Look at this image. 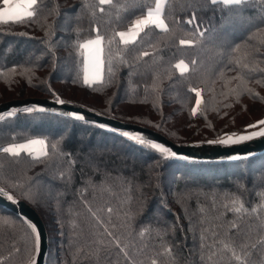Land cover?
I'll return each mask as SVG.
<instances>
[{
  "label": "trees",
  "instance_id": "trees-1",
  "mask_svg": "<svg viewBox=\"0 0 264 264\" xmlns=\"http://www.w3.org/2000/svg\"><path fill=\"white\" fill-rule=\"evenodd\" d=\"M115 2L124 7L102 5L100 12L99 0H37L34 17L0 22V102L58 94L178 144L223 137L230 124L223 114L235 107L237 114H258L244 119L239 132L264 119V0L240 7L165 0L167 32L150 26L127 46L118 36L109 46V37L155 6V0ZM97 28L105 37L104 78L86 84L87 51L76 41ZM180 60L188 65L184 72ZM241 76L247 90L237 98L232 90L245 88ZM34 136L48 138L49 153H1L0 185L41 214L49 234L46 264H264V154L237 161L162 158L116 130L59 114L0 120V145ZM233 201L247 211H234ZM33 237L22 217L0 206V264H26Z\"/></svg>",
  "mask_w": 264,
  "mask_h": 264
},
{
  "label": "snow or ice",
  "instance_id": "snow-or-ice-1",
  "mask_svg": "<svg viewBox=\"0 0 264 264\" xmlns=\"http://www.w3.org/2000/svg\"><path fill=\"white\" fill-rule=\"evenodd\" d=\"M210 2L213 5H216L217 3H221L224 6H236L240 7L245 3V0H210ZM3 3L5 7L0 8V22L5 21H22L25 17H34L36 13L32 10V7L37 4V0H25V2L22 4L19 2V0H3ZM99 4L101 7H99L100 12H104L105 8L102 7V5H108L111 7H114L116 9L123 8L124 5L120 3H116L115 0H99ZM134 6L139 7V4H135ZM164 8H165V0H155V6L154 7H147L146 12L143 14H140L136 16L134 21H132L128 27L127 30H121L118 32H115L113 36L108 38V45L111 46V44L116 40V37H119V40L123 42L125 46L129 45L131 42H134L137 40V38L140 36L142 32L145 31V29H148L150 26H155L156 28L163 30L167 32L169 30V25L166 22V19L164 18ZM96 9H93V15H95ZM119 15V13H117ZM195 13H193V16ZM201 35L203 33L201 32ZM180 44L182 45H193L196 43L193 39H181ZM77 46L80 49L86 50L88 53V71L85 73L84 76V83L86 84H93L97 81H103V72H104V46H105V37L100 34L99 28L96 29V33L93 37L84 39L82 42L77 40L76 41ZM239 46L237 45V48ZM111 55V53H110ZM120 55V53H118ZM138 55L147 56V52L139 53ZM121 60L123 61V55H121ZM240 62V59L237 58V63ZM177 67L181 72H184L188 69V65L185 63L184 60H180L177 63ZM111 71V69H109ZM240 80L244 83L245 88H235L233 89V94L239 98L241 95V92L246 89V81H243V77H240ZM194 92H197L199 94L200 89H192ZM54 91V90H53ZM54 99H57L59 103L63 104L64 100L60 99L58 94L54 95ZM201 100L198 98L196 103L197 106H199ZM25 112H45L47 109L40 104H37L35 106H26L23 109ZM197 111V108H193L192 112L195 113ZM9 115H14V111L10 112ZM65 115H68L72 118H74L76 121H85L86 116L79 111H73L71 113H66ZM92 123H96L93 121ZM257 125H264V119L258 120L255 122ZM102 128L108 129L110 125L108 124H100L99 125ZM248 128H253L255 125L250 124L246 125ZM117 132H120L122 136L129 138L133 141L138 142L139 144L148 147L151 150L156 151L162 158H182V159H193V157L189 156H183L180 153H177L176 151H173V149L169 146H167L164 143L158 142L155 139L146 137L143 133L133 131V130H120L116 129ZM264 136V127H261L259 131H251V132H243V133H225L223 139L218 140H212L208 141V143L212 144H223V145H231L234 143H239L243 141H248L253 139L254 137H261ZM55 148V145H53ZM5 152L11 153L14 156H18L22 151H26L29 154H32L33 156H45L47 155V141L43 138H33L28 139L22 143H11L8 144L4 149ZM253 153H237L234 156L229 157V159H247L248 157L252 156ZM0 195L3 197H6L9 201H16L17 197H15L12 192L7 191L5 188H0ZM25 197L28 199H33V194L31 192H25ZM87 203V202H86ZM234 204H238L237 207L234 208V211L236 212H242L247 211V209L244 208V205L240 201H233ZM259 207V206H258ZM253 212L256 211V209H252ZM95 215V213H93ZM24 221L30 226L33 234H34V247H33V254H30L26 264H36L35 259V253L39 252L40 249V232L36 226L30 219H28L26 216L23 217ZM99 219V218H98ZM111 235V233H109ZM264 239V238H262ZM117 244L120 243L119 240L115 241ZM223 246L225 248H230L232 251V255L237 260H242L243 257L241 255H237L235 248L228 244L224 243Z\"/></svg>",
  "mask_w": 264,
  "mask_h": 264
},
{
  "label": "water",
  "instance_id": "water-1",
  "mask_svg": "<svg viewBox=\"0 0 264 264\" xmlns=\"http://www.w3.org/2000/svg\"><path fill=\"white\" fill-rule=\"evenodd\" d=\"M37 104L43 105L48 113L59 114L62 116L70 117L65 115L66 113H71L73 111L82 112L86 116V122L95 121L97 125L108 124L111 130H133L143 133L146 137L157 140L158 142L164 143L171 147L173 151L182 154L183 156L193 157L195 161L209 162V161H237V159H229V157L236 155L237 153H253L252 156L247 159L257 157L264 154V136L259 138L239 143L233 145H223V144H178L171 139H169L163 133L152 129L150 127L133 123L122 121L104 114L97 113L87 107L80 106L71 102H65L63 104L59 103L58 100L53 98H26V99H16L10 100L0 104V120L6 119L8 117H13L20 113L25 112L23 109L26 106H35ZM18 109L20 112L9 115L13 110ZM39 112V111H34ZM72 118V117H70ZM74 119V118H73ZM244 160V159H240ZM0 206L12 211L20 217H27L34 224H36L40 232V249L36 254V264H46L47 255L49 251V234L47 226L39 212L31 206L27 201L18 199L16 201H9L6 197L0 195Z\"/></svg>",
  "mask_w": 264,
  "mask_h": 264
},
{
  "label": "rangeland",
  "instance_id": "rangeland-1",
  "mask_svg": "<svg viewBox=\"0 0 264 264\" xmlns=\"http://www.w3.org/2000/svg\"><path fill=\"white\" fill-rule=\"evenodd\" d=\"M3 6H4V3H3ZM2 6V7H3ZM1 7V8H2ZM28 98H49V97H45V96H38V97H28ZM22 99V98H21ZM23 99H26V98H23ZM11 100H16V99H11ZM7 101H10V100H6V101H3V102H0V104L1 103H4V102H7ZM72 103V102H71ZM74 104H77V103H74ZM77 105H80V104H77ZM80 106H83V105H80ZM85 107V106H84ZM241 112V109L240 108H237V107H235L234 108V112H233V114L230 112V111H228V113H224L223 115H225L226 116V118H228V122H230V124H228L229 126L228 127H226L227 129H225V130H228L229 132L228 133H237V134H239V133H243V132H251V131H259V129L261 128V127H264V125H257V124H254L255 125V127H253V128H246L245 130H243L242 132H239L240 131V129H238L239 128V126L240 127H242V125H243V120L245 119V121H246V119H247V117H252V116H254L255 114H253V112L252 111H250V112H244V114H237V112ZM21 114V113H20ZM101 114V113H100ZM251 115V116H250ZM258 114H256L255 116H257ZM234 117V118H233ZM232 118V119H231ZM241 123V124H240ZM237 128V129H236ZM236 129V130H235ZM37 137H39V138H43V139H45L46 141H47V154L49 153V140H48V138L46 137V136H34V137H30V138H27V139H24V140H21V141H16V142H11V143H22V142H24V141H26V140H28V139H33V138H37ZM224 138V136L223 137H221V138H218V139H223ZM256 138H259V137H254L253 139H256ZM170 139V138H169ZM218 139H215V140H218ZM253 139H251V140H253ZM173 141V140H172ZM248 141H250V140H248ZM175 142V141H174ZM243 142H247V141H243ZM243 142H239V143H243ZM11 143H8V144H11ZM206 143H208V142H204V143H200V144H206ZM239 143H234V144H239ZM8 144H1L0 145V154L1 153H5V151L3 150ZM196 144H198V143H196ZM210 144H212V143H210ZM231 145H233V144H231ZM22 152H26V151H22ZM21 152V153H22ZM34 157H42V156H34ZM170 177H172V176H170ZM170 179V178H169ZM0 188H4V187H2L1 185H0ZM40 188L42 189V188H44V186L43 187H41L40 186ZM8 191V190H7ZM44 211V214L47 216V217H49V214H48V212H47V210L46 209H43ZM40 214V213H39ZM41 215V214H40ZM42 217V216H41ZM49 219V218H48ZM37 254V253H36ZM36 256V255H35Z\"/></svg>",
  "mask_w": 264,
  "mask_h": 264
},
{
  "label": "crops",
  "instance_id": "crops-1",
  "mask_svg": "<svg viewBox=\"0 0 264 264\" xmlns=\"http://www.w3.org/2000/svg\"><path fill=\"white\" fill-rule=\"evenodd\" d=\"M19 2L23 4V3L25 2V0H19ZM3 7H5V5H4ZM33 7H34V6H33ZM33 7H32V8H33ZM86 53H87V52H86ZM88 70H89V69H88V53H87V71H88Z\"/></svg>",
  "mask_w": 264,
  "mask_h": 264
},
{
  "label": "bare ground",
  "instance_id": "bare-ground-1",
  "mask_svg": "<svg viewBox=\"0 0 264 264\" xmlns=\"http://www.w3.org/2000/svg\"><path fill=\"white\" fill-rule=\"evenodd\" d=\"M14 111V114H16V113H18V112H20L18 109H16V110H13ZM12 111V112H13Z\"/></svg>",
  "mask_w": 264,
  "mask_h": 264
}]
</instances>
